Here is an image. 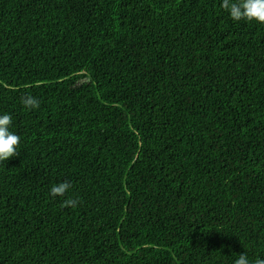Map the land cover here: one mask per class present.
<instances>
[{"label": "trees", "instance_id": "1", "mask_svg": "<svg viewBox=\"0 0 264 264\" xmlns=\"http://www.w3.org/2000/svg\"><path fill=\"white\" fill-rule=\"evenodd\" d=\"M0 113V264L264 259V24L221 0H0Z\"/></svg>", "mask_w": 264, "mask_h": 264}, {"label": "clouds", "instance_id": "2", "mask_svg": "<svg viewBox=\"0 0 264 264\" xmlns=\"http://www.w3.org/2000/svg\"><path fill=\"white\" fill-rule=\"evenodd\" d=\"M221 8L227 12L233 23L264 24V0H221ZM21 104L29 111L37 110L40 101L31 94L21 97ZM13 117L9 113H0V163L7 162L18 155L21 137L12 131ZM73 185L69 181L53 184L50 196L62 198L63 206L75 208L79 204L78 198L67 197ZM234 264H252L247 253L240 254ZM254 264H264V259L257 258Z\"/></svg>", "mask_w": 264, "mask_h": 264}]
</instances>
